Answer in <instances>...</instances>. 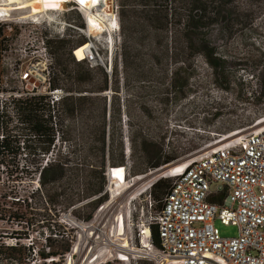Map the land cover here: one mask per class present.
Masks as SVG:
<instances>
[{
  "label": "rangeland",
  "instance_id": "374dc122",
  "mask_svg": "<svg viewBox=\"0 0 264 264\" xmlns=\"http://www.w3.org/2000/svg\"><path fill=\"white\" fill-rule=\"evenodd\" d=\"M113 4L117 7L113 27L103 28L89 35L80 31V28L84 27L83 16L70 5H67L68 10L63 12L61 19L70 22L73 28H68L65 33H60L59 24L48 20L43 12L39 15V22H32L31 19L36 17L31 15L28 18H20V11H12V15L0 17L2 33L9 39L4 57L0 61V67L4 69L0 80L8 85V91L0 93V106L8 96L19 95L23 89L30 90L35 87L37 93L49 95L48 80L52 76L49 72L58 68L54 63L55 54L73 74L77 67L71 59L80 61L74 54L79 59L83 58L80 46L85 43L88 44L84 48L92 45L97 53L96 64L92 66L94 83L100 86L104 73L108 75L109 80V65L110 73L114 66L117 67L119 92L116 98L120 106L119 113L106 124L114 133V141L109 139L106 142L102 173L99 141V182L100 175H104L105 185L101 194L105 193L106 199L92 212L91 218L83 220L90 212L85 204L88 199H78L85 196L86 176L97 153L93 144L89 143V135L97 133L100 128L103 99L108 105L109 96L112 94L109 87L100 93L99 98L95 96L96 93L88 91L73 94L75 97L87 98L77 104L73 115L65 116L63 123L58 124L57 127L67 133L69 138L64 144L57 143L53 153L47 155L49 158L53 157L59 147L62 155H69L68 179L64 178V181L56 185L57 192L65 191L68 195H74L73 204L68 209L64 210L65 203H61L63 196H59V204L51 206V211L43 208L44 199L47 198L44 189V194H32L39 186L37 175L9 178L0 174L1 192L14 188L17 190V196L32 195L31 201L28 199L30 206L27 212L32 224L27 226L26 223H16L11 218L2 219L0 216V244L12 245L19 241L35 250H42L45 246L44 237L50 235L58 241L61 239L58 231L65 230L71 233V249L64 255L61 264H174L171 259L161 263L154 261L155 248H151V242L148 240L146 241L150 247H143L142 241L145 238L140 239L138 236V226L146 219L149 206L152 207V212L158 210L157 201L153 200L150 193L152 184L157 180L170 182L171 178L168 175L158 176L165 167L133 173V169L142 167L143 158L138 146L139 138L135 137L131 143L129 131H139L142 135L164 131V150L179 153V157L170 164H187V161L205 149L216 147L232 137L263 128L264 98L261 96L257 78L258 71L264 67V0H234V9H240L244 15L238 19L233 38L224 34L229 32H224L218 26H212L206 31L216 52L226 60L225 74L228 82L224 83V86L227 89L214 85L210 68L200 56H196L194 65L190 68L183 67L179 73L183 77L189 76L185 87L188 95L178 100H168L166 103L156 101V95L151 92L155 83L144 78L147 72L146 52L150 33H168L170 38L173 33L182 32L173 22L167 30H155L150 20L151 6L137 4L134 0L124 8L130 11L132 18H126L123 22L119 14V0H113ZM123 33L126 37L133 33L135 38V44L131 43L132 50L126 52V68L122 64L120 48ZM53 39H64L65 48L59 49L58 44L45 48L46 41ZM177 67V63L168 62L161 69L166 84ZM24 72L28 73L27 78L22 77ZM60 78H63V75ZM60 84L63 88L58 89L62 91L63 96L71 94L67 92L72 84L68 79L60 80ZM91 85L88 81L77 86L86 90L90 89ZM61 99L55 103L54 110L61 111ZM261 99L263 101L258 102ZM125 110L134 115V128L128 127ZM146 111H149L150 116H145L148 115ZM215 112L218 113L216 116L213 115ZM246 117H250L252 121L242 126ZM107 118L106 112V120ZM255 122L256 125L251 127ZM26 154V151H22L18 156L20 162L29 163L31 157ZM41 158H44V164L46 157H35L36 160ZM117 165L124 166L126 171L129 170L127 184H132L138 175L152 174L138 182V185H130L118 195L114 189L116 183L107 173L110 166ZM67 186L69 188H66ZM8 201H11V198L8 197ZM214 224L223 237L237 235L235 225H225L219 220H215ZM25 234L27 238H24ZM32 258L29 264H53L49 258L39 259L35 252ZM0 264L12 263L0 260Z\"/></svg>",
  "mask_w": 264,
  "mask_h": 264
},
{
  "label": "trees",
  "instance_id": "16d2710c",
  "mask_svg": "<svg viewBox=\"0 0 264 264\" xmlns=\"http://www.w3.org/2000/svg\"><path fill=\"white\" fill-rule=\"evenodd\" d=\"M137 4L151 6L150 20L155 30H167L173 23L182 33H173V37H168V33H150L148 50L146 52L147 72L146 79L155 83L152 93L156 95V101L166 103L171 99H180L188 95L185 89L189 76H180V70L183 67H192L196 56H200L205 64L210 68V74L214 85L221 89H227L224 83L227 81L225 74L226 60L223 56L216 52V48L211 44V41L206 31L212 26H218L230 38H233V30L238 26V19L244 15L240 9L233 7L234 0H134ZM131 0H119V14L121 20L132 18L130 11L125 10V6ZM173 38V40H172ZM134 35L130 33L125 36L123 33V41L120 45L121 56L123 57V67L126 68V52L132 50L131 43L134 42ZM8 37L2 33L0 27V61L4 57L8 46ZM172 42L174 44H172ZM45 48H50L53 44H58L59 49L65 48L66 41L64 39H53L46 41ZM81 44V43H79ZM88 43L82 44L80 50ZM78 45V44H77ZM82 54H80V57ZM55 65L58 68L52 73L48 80V90L63 88L60 80L68 79L72 84L61 101V111L54 110L55 105L50 104L49 95L47 93H37L35 87L30 90L23 91L14 97L8 96L4 103L0 106V174H5L9 178L33 177L37 175L39 186L33 191V195L42 193L44 189L47 198L44 199L43 208L51 211V206L59 204V196H63L62 204L64 210L68 209L73 204L74 195H68L65 191L57 192L58 183L68 179L69 171V155H62L60 147L57 153L49 158L57 145L64 144L68 140V135L61 131L58 124L63 123V119L67 115H73L77 110V104H80L85 96L75 97V92L88 91L96 93L99 98L100 93L108 87L112 90V94L107 105L103 99L102 119L100 128L95 134L89 135V143L96 148V156L91 163L92 167L88 170L85 183V196L82 199H88L85 203L89 207L90 212L83 218L89 220L92 212L96 207L106 199V194L102 193L105 185L104 175H100L99 182V141L102 153L101 158V173L104 169V156L106 142L110 139L114 141L110 128L106 126L115 114L119 113L120 106L116 96L119 92L117 67H113L112 73L103 74L102 84L99 86L94 83L92 78L93 69L89 67L85 60L75 61L72 63L77 67L76 72L71 74L63 60H60L55 54ZM174 62L178 64L177 70L170 77V81L166 84L165 75L161 69L168 64ZM4 73V69L0 67V79ZM63 75V78H60ZM72 79V81H71ZM258 84L260 87L261 96L264 98V67L258 71ZM91 82L90 89L82 90L77 85L85 82ZM75 86V87H73ZM8 85L0 80V93H6ZM89 98V97H88ZM263 101V99L258 102ZM106 112L108 118L106 120ZM150 116L149 111H146ZM127 117V125L133 127L134 115L130 111L125 110ZM215 112L213 115H217ZM14 116V120H13ZM252 119L246 117L242 126L250 124ZM99 127V125H98ZM134 128V127H133ZM138 137V146L142 152V162L139 169H133V173H143L147 170H154L167 164L172 163L179 157L177 151H165L166 133L162 130L150 134L142 135L130 133L129 139L131 143L134 138ZM96 145V147H95ZM26 151V156L31 157L29 163H22L18 156ZM181 154V153H180ZM46 157L43 164V159L36 160L35 157ZM78 175V174H77ZM172 175V174H171ZM170 176V175H168ZM171 184L167 180H157L151 186L150 193L154 201H157V209H160L161 202L168 191ZM49 187L48 189H46ZM66 188H69L67 186ZM70 190V189H69ZM31 196H17L16 189H8L2 191L0 189V216L2 219H12L16 223H26L30 226V218L27 217L28 208L30 206ZM8 197L11 201H8ZM45 197V196H44ZM222 198V197H221ZM28 199L30 201H28ZM214 200V199H212ZM220 200V199H219ZM56 209L54 208V211ZM34 220V219H33ZM150 242L155 248L160 247L157 228L155 225L149 226ZM60 240L52 239L51 236L44 237L45 246L42 250H35L32 246H26L19 241H15L12 245L0 244V260L10 262L12 264H29L33 259V252L37 254L39 259H51L53 264H61L64 255L71 249L70 236L71 233L65 230L58 231ZM27 238V234L24 235ZM44 264V263H42Z\"/></svg>",
  "mask_w": 264,
  "mask_h": 264
},
{
  "label": "built area",
  "instance_id": "2783aa9c",
  "mask_svg": "<svg viewBox=\"0 0 264 264\" xmlns=\"http://www.w3.org/2000/svg\"><path fill=\"white\" fill-rule=\"evenodd\" d=\"M61 3L62 0H54L52 5H43L44 15L59 24L60 33L73 28L70 22L61 19L63 12L68 10L67 5L82 14L84 27L80 31L86 35L103 28L111 29L115 23L117 7L113 0L110 13L102 17L107 6L105 0H69L63 8ZM95 55L96 49L92 45L82 59L74 54L77 60H87L89 67L96 64ZM107 72L110 73V65ZM22 77L27 78L28 73L24 72ZM49 92L51 105L63 96L58 88ZM254 125L256 122L251 127ZM122 168L117 178L127 183L129 170ZM172 172L171 184L160 209L152 212L149 206L146 219L138 226L140 239L145 226L157 228L160 247L151 244L155 248L154 261L264 264V127L205 149L187 161L183 169L175 167ZM107 173L116 174L112 167ZM227 198L230 202L226 205ZM215 220L235 225L237 235L221 236Z\"/></svg>",
  "mask_w": 264,
  "mask_h": 264
},
{
  "label": "bare ground",
  "instance_id": "6f19581e",
  "mask_svg": "<svg viewBox=\"0 0 264 264\" xmlns=\"http://www.w3.org/2000/svg\"><path fill=\"white\" fill-rule=\"evenodd\" d=\"M62 1H63V3L60 4V7H63V5L65 6V4L69 0H62ZM110 2H111V0H105V3L107 4V6L104 9V11L102 12L103 15L104 14H108V12L110 11ZM44 3H46L48 5H52L54 3V0H3V1H0V17H2V16H10L12 11H20V14H21L20 18H23V19L24 18H28L31 15L33 17H36V18L31 19L32 22H39L38 19L41 18L39 15L44 10V6H43ZM49 7H51V6H49ZM24 9L25 10L27 9V11H25ZM89 20H93V18H89ZM88 47L81 49L83 55H85V53L87 52ZM185 163L184 164L183 163H177V164H170V165H167V166H162V167H165V170L162 171L158 176H165V175H171V174L173 175L172 169L175 168V167H180L181 169H183L187 165ZM111 167L114 168V171H115L116 174L112 175L111 173H109L108 175H109L110 179L114 180V182L116 183V185L114 187V189H116L115 190V194L122 193L123 191L128 189L130 185L133 186V185L137 184L138 182L144 180L145 177H147V176L152 174V173H150V174H147V175H138V176H136L134 178V182L132 184H127V183L122 182L121 180H119L117 178V174L121 173V171L123 169L122 168L123 166L122 165H117V166H110V168ZM162 167H160V168H162ZM160 168H157V169H160ZM144 187H146V186H144ZM112 197H114V196H112ZM149 234H150L149 229L147 228V226H145L144 235L142 236L143 238H145L142 241V246L143 247H150V244H147L148 241L150 242ZM146 240H148V241H146ZM173 263L176 264L175 262H173Z\"/></svg>",
  "mask_w": 264,
  "mask_h": 264
},
{
  "label": "water",
  "instance_id": "95a60500",
  "mask_svg": "<svg viewBox=\"0 0 264 264\" xmlns=\"http://www.w3.org/2000/svg\"><path fill=\"white\" fill-rule=\"evenodd\" d=\"M162 168H164V167H162ZM161 170L163 171V170H165V168L164 169H161ZM229 202H230V198H227L225 204L227 205V204H229Z\"/></svg>",
  "mask_w": 264,
  "mask_h": 264
},
{
  "label": "snow or ice",
  "instance_id": "6c2138e0",
  "mask_svg": "<svg viewBox=\"0 0 264 264\" xmlns=\"http://www.w3.org/2000/svg\"><path fill=\"white\" fill-rule=\"evenodd\" d=\"M81 2H83V0H81Z\"/></svg>",
  "mask_w": 264,
  "mask_h": 264
}]
</instances>
